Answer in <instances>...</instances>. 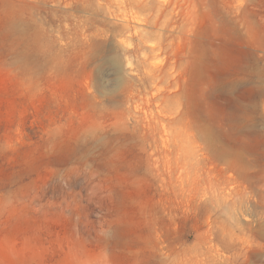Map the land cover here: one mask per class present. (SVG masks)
<instances>
[{
	"label": "rangeland",
	"instance_id": "rangeland-1",
	"mask_svg": "<svg viewBox=\"0 0 264 264\" xmlns=\"http://www.w3.org/2000/svg\"><path fill=\"white\" fill-rule=\"evenodd\" d=\"M0 264H264V0H0Z\"/></svg>",
	"mask_w": 264,
	"mask_h": 264
}]
</instances>
